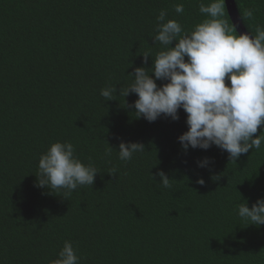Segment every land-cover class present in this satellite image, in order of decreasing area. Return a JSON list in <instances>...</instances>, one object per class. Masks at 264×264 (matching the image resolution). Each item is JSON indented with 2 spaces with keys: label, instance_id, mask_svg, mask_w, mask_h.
Segmentation results:
<instances>
[{
  "label": "trees",
  "instance_id": "16d2710c",
  "mask_svg": "<svg viewBox=\"0 0 264 264\" xmlns=\"http://www.w3.org/2000/svg\"><path fill=\"white\" fill-rule=\"evenodd\" d=\"M200 2L0 0V264H50L65 240L80 264H264V225H246L236 207L264 198V146L236 162L215 145L185 151L182 108L177 120L148 122L119 95L135 67L151 66L141 53L154 58L163 47L152 37L160 10L191 30L206 18ZM233 2L245 32L264 26V0ZM249 8L252 20L243 17ZM110 85L116 99L105 101L100 90ZM136 99L125 97L129 106ZM56 141L71 142L99 171L68 198L36 186L40 155ZM121 141L146 151L121 161ZM161 170L171 188L161 186Z\"/></svg>",
  "mask_w": 264,
  "mask_h": 264
},
{
  "label": "clouds",
  "instance_id": "9594fccd",
  "mask_svg": "<svg viewBox=\"0 0 264 264\" xmlns=\"http://www.w3.org/2000/svg\"><path fill=\"white\" fill-rule=\"evenodd\" d=\"M225 3L226 0H201L199 12L206 18L191 30H185L177 19L167 18L166 9L160 10L152 37L163 47L154 58L150 52L141 53L145 65L152 58L151 66L135 67L129 73L132 81L120 87L119 95L124 97L125 107L134 109L135 118L148 122L161 116L177 120L182 108L188 126L178 137L182 148L207 150L215 145L236 162L250 149L264 146V129L255 135L264 126V26L257 24L251 35L236 34L227 21ZM174 11L183 14V3L175 4ZM243 17L254 19V10L245 9ZM158 80L166 82L158 85ZM116 93V85L100 90L105 101L116 99ZM129 94L137 96L130 106L125 100ZM112 149L108 144L106 156H111ZM145 151L143 143L121 141L118 158L127 162L134 154ZM209 163L208 157L198 161L200 167ZM116 172L113 168L109 173ZM98 173L91 160L85 164L78 158L71 142L56 141L40 155L36 186L47 187L53 193L62 191L68 198L76 189L92 186ZM156 175L163 188H171L164 171ZM221 176L222 173L212 179L218 181ZM152 178L155 179L153 175ZM196 182L205 184L202 177ZM236 207L246 225H264V198H258L251 207L246 202ZM50 264H80L73 243L65 240Z\"/></svg>",
  "mask_w": 264,
  "mask_h": 264
},
{
  "label": "water",
  "instance_id": "95a60500",
  "mask_svg": "<svg viewBox=\"0 0 264 264\" xmlns=\"http://www.w3.org/2000/svg\"><path fill=\"white\" fill-rule=\"evenodd\" d=\"M226 6L228 8L231 19L234 23V26L237 28L239 33H244L245 29L241 23L240 17L235 9L233 0H226Z\"/></svg>",
  "mask_w": 264,
  "mask_h": 264
}]
</instances>
